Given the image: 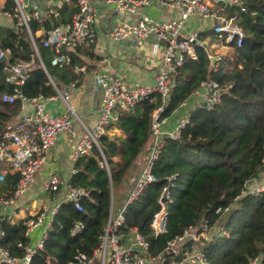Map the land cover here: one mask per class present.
<instances>
[{
    "label": "trees",
    "instance_id": "trees-1",
    "mask_svg": "<svg viewBox=\"0 0 264 264\" xmlns=\"http://www.w3.org/2000/svg\"><path fill=\"white\" fill-rule=\"evenodd\" d=\"M6 4L10 7L12 1L6 0ZM73 11L72 6H64L59 13L61 21H67ZM52 21L32 20L30 29L32 32L38 28L49 29L55 24ZM240 25L244 37L239 47L230 48L229 54L210 65L206 51L194 46L195 59H185L173 74L161 118L168 117L202 80L217 82L222 93L211 107L198 104L186 113L188 123L178 139L164 137L153 166L157 180L146 185L140 195L125 206L124 224L135 227L147 237L152 244L151 253L159 251L167 238L186 226L202 219L212 221L217 217L216 208L229 206L222 219L228 236L200 245L207 261L209 264H249L251 259L257 258V264H264V191L234 201L244 183L263 169L264 0H245ZM18 36L10 28H0V47L9 50L6 60L0 61V97L4 93L13 94V84L5 81L6 63L17 58L29 60L34 53L28 41L20 47L16 45ZM42 38L38 35L35 40L44 69L34 59L27 78L18 86L25 98L54 95L48 76L66 84L78 79L80 73L74 68L83 65L75 51L64 49L62 53L67 55L68 61L51 66L49 60L53 52L41 45ZM152 96L129 109H118L117 120L108 127L117 129L118 134L99 136V150L92 145L75 160V172L69 182L87 190L89 198L81 200V211L69 202L60 203L42 248L33 254L28 264H45L46 258L51 259L52 264H68L76 249L90 254L96 247L108 217L110 199L113 200L115 192L124 194V181L134 160L149 147L151 111L158 101L157 96ZM19 110V98L12 103L0 99V134ZM167 178H170L169 183ZM16 181L17 174H6L0 183V196L8 198ZM165 184L171 192L167 233L154 239L149 235L147 223L156 209L160 188ZM29 218L31 216L11 222L5 212L0 213V246L10 256L22 257L29 244L30 240L24 235Z\"/></svg>",
    "mask_w": 264,
    "mask_h": 264
},
{
    "label": "built area",
    "instance_id": "built-area-1",
    "mask_svg": "<svg viewBox=\"0 0 264 264\" xmlns=\"http://www.w3.org/2000/svg\"><path fill=\"white\" fill-rule=\"evenodd\" d=\"M11 1L12 5L9 7L6 0H0V15L13 21L16 33H24L27 36L34 53L30 55L29 60L17 58L13 62H7L5 66V81L13 84V94H2L1 101L12 103L19 98L20 108L28 102L31 110L21 115L14 123L8 124L0 134V183L9 172L17 174L11 195L8 198L0 196V213L4 207L12 205L32 183L56 137L61 133L73 135L71 130L73 120L78 121L83 130L82 136L72 150V159L75 161L92 145L99 150L97 139L106 134L108 127L117 120L118 109H129L137 102L155 95L158 101L151 111L150 144L123 203L113 214L112 198L110 199L108 217L98 236L96 247L90 254L76 249L68 264H209L200 245L217 237L228 236L222 219L229 211V206L216 208L214 213L217 217L214 220L202 219L197 224L188 225L179 233L167 238L156 253H151L152 244L141 231L135 227H126L124 209L140 195L146 185L157 180L153 174V166L160 154L164 137L178 139L182 128L188 123V117L181 116L170 130L164 132L161 125L165 117H160L172 86L174 72L185 59H195L194 46H201L205 50L206 41L201 36L202 28L187 30L185 28L187 20L195 18L206 22L207 29L222 47H239L244 37L240 16L245 12V0H157V6L176 12L175 17L166 21L156 20L146 13L145 9L151 0H52L47 10H40L33 1L26 3L22 0ZM93 1H99L111 8L112 24L106 31L110 41L129 40L134 48H141L148 38H152L153 42L160 46V50L149 54L150 59L155 62L151 85L137 81L127 83L112 69L93 73L94 83L101 89V96L95 121L91 127H87L76 115L69 94L66 91L58 92L51 77L48 76V81L65 106L60 114L51 115L44 110L47 97L38 95L25 98L20 94L18 86L27 78L29 69L35 64L34 59L44 69L37 52L35 40L37 36L35 31H31L30 22L32 20L42 22L47 19L55 22V17H60L59 13L64 6L70 5L74 8L67 21L63 23L60 18L62 29L55 23L49 29H41L39 34L43 37L41 45L53 52L49 64L61 65L68 61L62 50L74 49L94 41L97 8ZM8 55L9 50L0 47V61L6 60ZM206 55L213 62L219 61L222 57L221 54H209L207 51ZM198 89L200 104L204 107H211L217 103L222 93L220 85L208 79L202 80L193 92ZM153 99L152 96L151 100ZM183 102L178 106H182ZM261 162L262 171L244 183L234 201L264 191V157ZM74 172L72 169V173ZM167 181L169 183L170 178H167ZM167 184L160 188L156 197V209L147 223L149 235L154 239L167 233V207L171 202V192ZM42 189L53 195L60 194V198L51 209L42 208L26 221L24 235L27 237L37 226H44L45 230L33 245L24 248L20 258L10 256L8 251L0 246V264H28L33 254L42 248V241L60 203L69 202L77 211H81V200L89 198L87 190L63 181L54 172L48 173ZM45 264H52L51 259L46 258ZM249 264H257V258L251 259Z\"/></svg>",
    "mask_w": 264,
    "mask_h": 264
},
{
    "label": "crops",
    "instance_id": "crops-1",
    "mask_svg": "<svg viewBox=\"0 0 264 264\" xmlns=\"http://www.w3.org/2000/svg\"><path fill=\"white\" fill-rule=\"evenodd\" d=\"M35 2L36 4L37 2L38 4L40 3L41 6H38L40 10H47L52 4V0H36ZM93 3L97 8L94 41L90 44L81 45L69 50L75 51L77 56L83 60L82 66L74 68L75 72L80 73L78 79L64 84L51 77L58 92L66 91L69 94L70 103L76 115L87 127H91L95 121L101 96V89L94 83L93 73L112 69L122 76L127 83L137 81L142 84L151 85L153 83L155 62L153 59H150L149 54L159 52L160 50V46L156 45L152 38H148L141 48H134L129 40L119 42L110 41L107 38L106 31L112 24L111 8L99 1H93ZM145 11L154 19L160 21H166L176 16L174 10L157 6V0H151V3L146 7ZM195 27L202 28L201 36L206 41L205 50L209 54L224 55L223 49L225 47L218 44V41L215 40L211 31L207 29L206 22L189 18L185 28L189 30ZM0 28H10L15 31L13 21L1 15ZM40 30L41 28L35 30L36 36L40 34ZM18 38L24 41L20 45H17L18 47L27 41V36L24 34H19ZM213 64L214 62L212 64L210 63V65ZM47 98L44 103V110L48 114L56 115L64 111L65 106L58 93ZM198 104H200L199 89L196 92H192L184 100L182 106H178L168 117H165V121L161 125V130L164 132L170 130L179 117L186 115L191 108ZM30 110L31 105L28 102L25 103L24 107L20 108L18 113L12 118L11 123L17 121L21 115ZM71 130L73 132L72 136L61 133L56 137L54 143L47 150L45 162L35 174L32 183L12 205L8 208H3L2 212L7 214L11 222L25 216L32 217L39 213L42 208L49 210L55 205L56 200L60 198V194L53 195L46 192L42 189V186L49 172H54L65 182H69L70 177L74 174L72 173V169H74L75 161H73L71 154L75 143L82 136L83 130L80 127V123L75 120L71 122ZM106 134H118V131L115 128H108ZM145 153L144 151L134 160L133 166L128 172V178L126 177L124 181V194H119L117 197L119 207L125 199L132 179L142 165ZM8 174L12 173L9 172ZM44 230V226H37L32 229L27 236L30 240L28 245H33L41 237Z\"/></svg>",
    "mask_w": 264,
    "mask_h": 264
},
{
    "label": "rangeland",
    "instance_id": "rangeland-1",
    "mask_svg": "<svg viewBox=\"0 0 264 264\" xmlns=\"http://www.w3.org/2000/svg\"><path fill=\"white\" fill-rule=\"evenodd\" d=\"M30 1L35 2L36 0H30ZM37 1H39V0H37ZM37 4H38V2H37ZM38 6H41L40 3L37 5V8H38ZM106 26H108V25H106ZM229 51L231 52L230 48H225V49H223V52H224L223 54L224 55L229 54ZM139 54H141V52H139ZM117 197H118V194H117V192H115L114 193V198H113L112 203H111L112 204V213L113 214H115V212L119 209L118 198Z\"/></svg>",
    "mask_w": 264,
    "mask_h": 264
},
{
    "label": "water",
    "instance_id": "water-1",
    "mask_svg": "<svg viewBox=\"0 0 264 264\" xmlns=\"http://www.w3.org/2000/svg\"><path fill=\"white\" fill-rule=\"evenodd\" d=\"M22 2H23V3H26V0H22ZM55 23H56L57 25H59V27H60L61 29L63 28L59 16H56V17H55ZM22 42H24V41H23L21 38H17V43H16V45H20ZM210 63L212 64L213 61L211 60Z\"/></svg>",
    "mask_w": 264,
    "mask_h": 264
}]
</instances>
